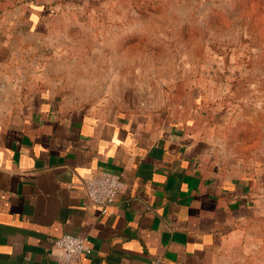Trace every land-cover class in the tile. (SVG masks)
Segmentation results:
<instances>
[{
	"label": "crops",
	"instance_id": "crops-1",
	"mask_svg": "<svg viewBox=\"0 0 264 264\" xmlns=\"http://www.w3.org/2000/svg\"><path fill=\"white\" fill-rule=\"evenodd\" d=\"M91 11L86 0H0V264H227L257 190L223 165L212 128L66 102L40 82L51 21ZM103 172L124 182L107 214L84 190ZM64 233L86 237L70 262L52 245Z\"/></svg>",
	"mask_w": 264,
	"mask_h": 264
},
{
	"label": "rangeland",
	"instance_id": "rangeland-1",
	"mask_svg": "<svg viewBox=\"0 0 264 264\" xmlns=\"http://www.w3.org/2000/svg\"><path fill=\"white\" fill-rule=\"evenodd\" d=\"M86 2L90 15L51 21L40 82L66 102L168 110L212 128L223 165L257 190L227 264H264V0Z\"/></svg>",
	"mask_w": 264,
	"mask_h": 264
},
{
	"label": "built area",
	"instance_id": "built-area-1",
	"mask_svg": "<svg viewBox=\"0 0 264 264\" xmlns=\"http://www.w3.org/2000/svg\"><path fill=\"white\" fill-rule=\"evenodd\" d=\"M124 182L114 172H103L85 180L84 190L88 200L98 206L101 214H107L109 207L115 202L116 196L123 190ZM54 248L59 250V259L70 262L75 256L87 249L86 237L64 233L52 240Z\"/></svg>",
	"mask_w": 264,
	"mask_h": 264
},
{
	"label": "clouds",
	"instance_id": "clouds-1",
	"mask_svg": "<svg viewBox=\"0 0 264 264\" xmlns=\"http://www.w3.org/2000/svg\"><path fill=\"white\" fill-rule=\"evenodd\" d=\"M53 255H54V256L57 255V253L55 252V250H53Z\"/></svg>",
	"mask_w": 264,
	"mask_h": 264
},
{
	"label": "trees",
	"instance_id": "trees-1",
	"mask_svg": "<svg viewBox=\"0 0 264 264\" xmlns=\"http://www.w3.org/2000/svg\"><path fill=\"white\" fill-rule=\"evenodd\" d=\"M251 213V212H250Z\"/></svg>",
	"mask_w": 264,
	"mask_h": 264
}]
</instances>
